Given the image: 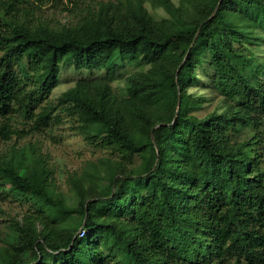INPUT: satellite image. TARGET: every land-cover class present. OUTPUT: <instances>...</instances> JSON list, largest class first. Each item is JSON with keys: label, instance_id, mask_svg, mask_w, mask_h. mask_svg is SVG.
<instances>
[{"label": "trees", "instance_id": "1", "mask_svg": "<svg viewBox=\"0 0 264 264\" xmlns=\"http://www.w3.org/2000/svg\"><path fill=\"white\" fill-rule=\"evenodd\" d=\"M30 1L0 0V140L49 125L64 62L109 77L146 68L122 96L110 78L60 95L88 141L119 157L68 201L41 154L22 165L14 145L0 153V195L30 202L0 264H264V0H161V20L129 2L121 26L100 8L57 29L32 20L44 0ZM200 68L223 105L202 116L203 97L187 90Z\"/></svg>", "mask_w": 264, "mask_h": 264}, {"label": "rangeland", "instance_id": "2", "mask_svg": "<svg viewBox=\"0 0 264 264\" xmlns=\"http://www.w3.org/2000/svg\"><path fill=\"white\" fill-rule=\"evenodd\" d=\"M137 1H141L147 12L156 20L170 17L161 0H88L86 2L44 0L31 4L34 17L32 20L47 23L50 28L57 29L63 25L79 24L85 16L94 15L102 8L112 13L114 21L121 26L120 19L126 16L127 5L129 2ZM171 1L176 5L179 3V0ZM20 5L25 6V2ZM258 51L264 59V44L258 48ZM143 68H146L145 65L125 64L118 70L119 75L109 77L106 68L77 69L73 63H62L58 84L47 98L48 103L55 105L54 117L49 125L41 132L19 139L15 137L11 140L1 139L0 153L9 155L14 145L15 157L22 160V165H31L36 155L41 154L51 169L48 174V179L53 183L51 186L56 191H61L68 201L70 195L76 193L77 187L92 185V179H95L94 174L104 173L107 167L114 165L116 167L114 160L119 161V157L109 154L107 149L88 141L84 134L85 124L82 114L71 105H60L58 103L60 95L67 88L75 85L79 78L90 81L110 78L109 84L113 95L122 96L125 94L127 76ZM187 90L192 95L203 97L201 106L194 109V113L199 116L223 107L220 97L210 87L207 73L202 68L198 69V79L189 85ZM159 91L167 102L172 99L170 83L160 86ZM28 208H30V202L21 198L20 195H0V245L5 244L2 238L6 237L14 220H22Z\"/></svg>", "mask_w": 264, "mask_h": 264}, {"label": "built area", "instance_id": "3", "mask_svg": "<svg viewBox=\"0 0 264 264\" xmlns=\"http://www.w3.org/2000/svg\"><path fill=\"white\" fill-rule=\"evenodd\" d=\"M79 234H80V235H83V234H84V229L81 228V229L79 230Z\"/></svg>", "mask_w": 264, "mask_h": 264}]
</instances>
